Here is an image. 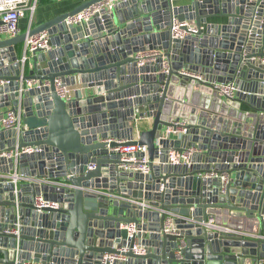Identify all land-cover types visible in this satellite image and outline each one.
<instances>
[{"label": "water", "instance_id": "95a60500", "mask_svg": "<svg viewBox=\"0 0 264 264\" xmlns=\"http://www.w3.org/2000/svg\"><path fill=\"white\" fill-rule=\"evenodd\" d=\"M103 1L0 41V123L5 109L22 117L19 129L0 125V152L40 149L0 159V195H9L0 264H16L17 249L19 264H102L105 255L124 258L114 264H264V1L121 0L83 25L66 23ZM175 21L198 32L181 27L188 35L175 39ZM42 32L50 49L21 62L27 38ZM149 50L157 61L138 66L135 55ZM57 79L83 93L61 99ZM216 84L237 92L222 97ZM184 90L204 93L209 112L184 114ZM146 113L152 128L140 131ZM182 119L186 134L162 139ZM137 143L148 148L149 174L124 172L111 151ZM187 148L199 152L190 166L167 163ZM39 197L59 208L39 211ZM209 215L258 237L208 228Z\"/></svg>", "mask_w": 264, "mask_h": 264}, {"label": "built area", "instance_id": "2783aa9c", "mask_svg": "<svg viewBox=\"0 0 264 264\" xmlns=\"http://www.w3.org/2000/svg\"><path fill=\"white\" fill-rule=\"evenodd\" d=\"M120 2L121 0H104L100 4L93 5L78 13L77 15L70 17L66 20V23L68 25H83L89 22L98 13H101L103 11L111 12ZM38 5L39 0H0V36L8 35L11 38L19 36L21 34L20 22L23 19H28L29 21L27 31L29 32L32 29L33 20L36 15ZM181 27H186L188 29V32L192 34L198 32L197 27L193 24H190L188 22L180 24L179 22L175 21L173 25V36L175 39H184L188 35V33L180 31ZM50 39L51 37L48 32H42L38 35L27 38L24 45V57L21 62L25 63L27 60L31 59L36 52L48 51L50 49ZM159 55V51L149 50L136 54L135 60L137 61L138 66H141L146 63L156 62ZM169 69L170 64L167 62L165 63L164 72L167 74ZM182 74L190 75L187 72H183ZM197 78L203 80V78L200 76H198ZM48 85L49 84H46V86ZM55 85L58 95L65 101H71L78 94L81 95L83 93V90L81 88L66 86L60 79H57L55 81ZM40 86L41 85L39 82H29L27 89ZM215 89L218 91V95L222 97H233L237 92L236 86L233 84H216ZM23 90L24 89H22V91ZM21 119V110H19L18 113H14L13 111L9 110L5 113L0 125L4 129H19L21 127ZM186 125L187 123L185 121L172 122V124L164 128L162 139H168L169 137H174L175 135H185L186 129L184 128ZM111 151L121 157V161L124 164L123 166H121V169H123L124 172L142 173L145 175L150 173L149 165L151 161L149 158V151L147 146H143L137 143L129 146H119L112 149ZM38 152H40V149L33 147L17 150L15 152H0V159H17L22 154H34ZM196 152L197 150L193 148H187L186 150L181 151H171L168 154L167 163L172 166H190L192 164L193 156ZM89 169H94V166H89ZM206 177L211 178L214 176L209 175ZM227 180V177H223L224 182H226ZM15 192L17 193V190ZM36 205L39 211H41L43 208H59V204L46 202L43 197L37 198ZM172 221L173 220L169 221L164 232H171ZM204 225L211 229H219L227 233L238 234V232L230 228H222L220 225H217L216 217L214 215L209 216L208 221L204 223ZM6 231L8 233L18 234L17 230L8 229ZM246 236H249L250 238L258 237V235L255 234ZM125 251L126 250H122V252ZM133 251L137 254H145V251L138 247H134ZM18 253L19 250L17 249L16 264H19ZM116 261H124V258L117 255H105L102 259V264H114V262ZM24 264L35 263L26 262Z\"/></svg>", "mask_w": 264, "mask_h": 264}, {"label": "crops", "instance_id": "0c3cea01", "mask_svg": "<svg viewBox=\"0 0 264 264\" xmlns=\"http://www.w3.org/2000/svg\"><path fill=\"white\" fill-rule=\"evenodd\" d=\"M91 1V0H39V5L36 11V15L34 17L33 20V25H32V29L39 27L40 25L46 23L49 20L54 19L55 17L65 14V13H69L71 11H73L74 9H76L77 7L81 6L82 4ZM190 0H173V3L175 6H182L184 4H188ZM28 25H29V21L28 19H23L20 22V28H21V34H25L28 31ZM11 39L10 36L8 35H2L0 36V41H4V40H8ZM23 51L25 50V47L23 46ZM24 57V54H21V56L19 57V60L21 61ZM76 88H81L83 90V86L80 85V83H78L76 86ZM177 94V93H176ZM181 97H183V100L186 99V101L181 102V108L185 109L184 114L187 113L189 111H194V112H200V111H205V112H209L208 110H210V106L212 105L211 103H209V101L207 102L205 100V95L204 93L197 91L193 92L192 94L187 93V90H184V92L182 94H180ZM208 103V104H207ZM206 105V106H205ZM208 109V110H207ZM9 111V109H5L4 112ZM241 113H253L250 109H248V107L246 106H241L240 110ZM146 118L144 120L141 121V125H140V131H146L152 128V124H153V119L152 118H148V113L145 114ZM195 117V118H194ZM193 118L196 120L197 119V115L194 116ZM188 119H182L181 121H185L187 122ZM139 137V130L135 131V133L133 134L132 138L134 140H138ZM181 137L179 135H175L174 139H180ZM195 154H199V152L197 151ZM194 154V155H195ZM158 161H155V164L158 165L157 163ZM9 199V195L8 194H3L0 195V201H6ZM211 216V215H209ZM230 223H225L223 225H220L222 228H230L238 233H245L246 235H253V231L251 230H247V228L244 227V225H239L238 227L235 228H231V226L229 225ZM2 225V223L0 222V226ZM257 235V234H255ZM247 238H250L249 236H246ZM193 243V242H192ZM184 244V243H183ZM8 245V240L5 238L1 239V247L2 249H6ZM187 244L185 243L184 246H186ZM191 250H195V249H191ZM196 252H192V256L195 257ZM192 257V258H193ZM12 259V258H11ZM236 262V261H235ZM216 264H224V262L221 260L215 261ZM231 264H235L234 262H232Z\"/></svg>", "mask_w": 264, "mask_h": 264}]
</instances>
